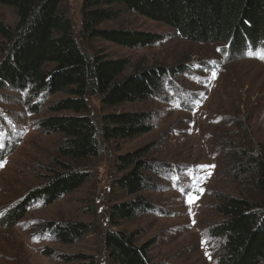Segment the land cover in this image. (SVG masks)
Listing matches in <instances>:
<instances>
[{
  "label": "rangeland",
  "instance_id": "374dc122",
  "mask_svg": "<svg viewBox=\"0 0 264 264\" xmlns=\"http://www.w3.org/2000/svg\"><path fill=\"white\" fill-rule=\"evenodd\" d=\"M63 5L77 40L89 54L130 59L126 74L155 64L170 69L162 93L147 101L112 108L99 96L88 97L90 115L99 125L107 113L151 111L153 130L128 141L102 142L99 156L80 167L91 175L83 186L50 205L32 203L26 217L14 227L0 226V264H80L81 254L87 256L86 264H115L104 246L105 233L112 227L108 216L113 202L132 199L115 187L120 176L115 163L120 154L148 145L154 146L150 157L162 166L161 173H151L154 184L142 194L152 210L113 228L137 233L140 245H151L154 264H218L220 241L210 236V229L222 220L214 210L218 193L246 197L252 192L255 200L261 199L236 177L231 142L248 147L253 142L264 154V59L249 51L243 58L229 60L223 45L185 40L172 27L129 10L99 27L156 33L164 40L139 48L101 37L86 40L81 33L83 0H65ZM0 19L15 28L16 9L0 2ZM6 48L0 49V59ZM0 94L2 218L42 186L55 168L53 159L63 136L47 133L39 124L54 114L50 107L64 94H40L33 102L36 111L28 106L26 92L8 89ZM237 115L239 121L244 117L240 124L250 126L251 138L243 136L242 126L233 123ZM170 171L173 173L168 174ZM62 222L86 223L92 231L64 244L45 232V224ZM45 248L53 254H47ZM63 255L71 260L64 261Z\"/></svg>",
  "mask_w": 264,
  "mask_h": 264
},
{
  "label": "trees",
  "instance_id": "16d2710c",
  "mask_svg": "<svg viewBox=\"0 0 264 264\" xmlns=\"http://www.w3.org/2000/svg\"><path fill=\"white\" fill-rule=\"evenodd\" d=\"M64 1L0 0L3 5L14 7L18 15L15 28L0 19V49L7 47L0 59V91L26 92L33 111L38 110L33 102L40 94H64L50 107L54 114L42 118L39 124L47 133L63 136L53 159L55 168L42 186L0 218V226L14 227L26 217L32 203L44 201L50 205L83 186L91 175L80 167L99 156L102 142L128 141L153 130L151 111L107 113L99 125L90 115L88 97L99 96L105 106L112 108L147 101L162 93L170 67L155 64L126 74L130 59H112L101 52L89 54L77 40ZM125 10L172 27L185 40L221 44L227 49L229 60L243 58L249 51L260 57L264 51V0H83L82 36L86 40L101 37L128 48L164 40L163 35L156 33L99 27L120 18ZM176 67L184 69L183 65ZM238 115L233 123L242 126L243 136L251 138L250 126L240 124L244 117L236 120ZM231 143L236 177L256 190L261 199L255 200L252 192L246 197L218 193L214 210L222 220L210 229V236L220 241L218 264H262L264 154L253 142L249 147ZM153 147L120 154L115 163L120 174L115 187L132 197L129 201L113 202L108 216L112 227L105 233L104 246L115 264H154L151 245H140L137 233L113 228L152 210L142 194L154 184L151 173H161L160 162L150 157ZM45 225V232L64 244L74 243L92 231L90 225L79 222ZM44 251L53 254L50 248ZM60 257L71 260L69 256ZM78 257L83 260L80 264H86V255Z\"/></svg>",
  "mask_w": 264,
  "mask_h": 264
},
{
  "label": "snow or ice",
  "instance_id": "6c2138e0",
  "mask_svg": "<svg viewBox=\"0 0 264 264\" xmlns=\"http://www.w3.org/2000/svg\"><path fill=\"white\" fill-rule=\"evenodd\" d=\"M260 58H261V59H264V51L261 52V54H260ZM174 179H175V178H174ZM189 200H190V202H191V198H189Z\"/></svg>",
  "mask_w": 264,
  "mask_h": 264
}]
</instances>
